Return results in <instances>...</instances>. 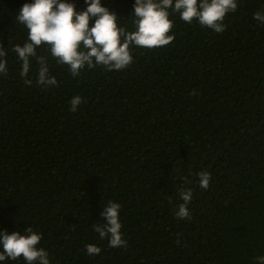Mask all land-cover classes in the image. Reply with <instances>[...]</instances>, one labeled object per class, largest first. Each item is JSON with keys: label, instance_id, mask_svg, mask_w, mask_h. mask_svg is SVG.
I'll return each instance as SVG.
<instances>
[{"label": "trees", "instance_id": "trees-1", "mask_svg": "<svg viewBox=\"0 0 264 264\" xmlns=\"http://www.w3.org/2000/svg\"><path fill=\"white\" fill-rule=\"evenodd\" d=\"M34 0H0V231L41 235L50 264H257L264 256V0H236L225 31L188 24L169 10L175 39L130 47L124 70L73 77L47 46L58 86H26L12 51L28 40L16 16ZM86 10L85 0H62ZM135 0H101L128 32ZM94 25L90 20L89 27ZM84 101L77 112L70 101ZM211 175L207 190L198 173ZM191 189V219L175 216ZM120 205L123 248L94 225ZM101 249L89 256L86 245ZM3 252L0 246V253ZM0 264H27L23 257Z\"/></svg>", "mask_w": 264, "mask_h": 264}, {"label": "clouds", "instance_id": "clouds-1", "mask_svg": "<svg viewBox=\"0 0 264 264\" xmlns=\"http://www.w3.org/2000/svg\"><path fill=\"white\" fill-rule=\"evenodd\" d=\"M86 10L77 13L75 5L62 0H34L24 4L16 16L19 24L28 31V40L23 47L16 45L12 51L22 61L20 76L26 86L32 85L27 79L31 68V59L39 64L36 84L40 87L58 86L57 79L50 75L47 59L37 56V48L47 46L50 54L61 65H67L73 77L80 75L87 66L92 69L103 66L108 71L124 70L133 62L130 47L156 49L173 42L169 35L173 22L169 19V10L178 13L180 19L188 24L194 20L202 27L216 33L225 31L223 23L226 15L237 10L236 0H135L133 24L135 31L128 32L117 24V15L101 5V0H85ZM264 24V10L253 17ZM94 25L90 28V20ZM7 50L0 47V74L7 75ZM84 101L76 96L70 101V111L75 113ZM199 186L207 190L211 175L207 171L198 173ZM180 204L175 216L179 220L191 219L188 204L193 193L191 189H180ZM120 205L108 201L101 216L104 224L94 225L100 239H107L111 248H123L127 241L122 238V224L119 219ZM27 235L19 232L8 234L0 231V261L17 260L23 257L27 264H50L48 253L38 248L42 237L32 228L25 229ZM89 256H98L101 249L95 245H86ZM257 264H264V256L256 257Z\"/></svg>", "mask_w": 264, "mask_h": 264}]
</instances>
